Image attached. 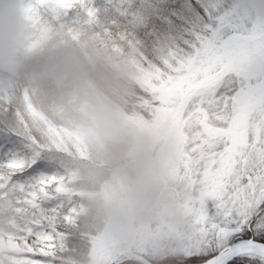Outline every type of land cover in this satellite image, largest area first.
<instances>
[{"label":"snow or ice","instance_id":"6c2138e0","mask_svg":"<svg viewBox=\"0 0 264 264\" xmlns=\"http://www.w3.org/2000/svg\"><path fill=\"white\" fill-rule=\"evenodd\" d=\"M37 11L135 66L140 116L173 149L183 228L168 264H264V17L232 0H37ZM0 117V225L20 234L27 264H60L78 242L75 176L51 134Z\"/></svg>","mask_w":264,"mask_h":264},{"label":"rangeland","instance_id":"374dc122","mask_svg":"<svg viewBox=\"0 0 264 264\" xmlns=\"http://www.w3.org/2000/svg\"><path fill=\"white\" fill-rule=\"evenodd\" d=\"M232 3L242 14L259 15L244 10L240 0ZM119 68L135 88L122 87L116 99L94 94L58 122H51L26 98L31 128L38 135H52L64 150L67 171L75 176L72 187L79 203V235L84 234L86 241L75 249L82 260L59 257L65 264H121L124 258L131 264H148L146 261L173 255V240L183 228L170 179L172 145L170 141L165 144L162 131L164 151L158 160L143 158L136 145L147 128L137 107L138 72L130 60ZM11 88L9 80L0 78V98H8ZM115 91L113 88V94ZM127 107L133 113H126ZM135 200L134 207L126 206V201ZM27 253L24 243L0 239V264H27L28 260L22 259Z\"/></svg>","mask_w":264,"mask_h":264},{"label":"trees","instance_id":"16d2710c","mask_svg":"<svg viewBox=\"0 0 264 264\" xmlns=\"http://www.w3.org/2000/svg\"><path fill=\"white\" fill-rule=\"evenodd\" d=\"M19 3L29 34L19 64L10 69H0V78L12 83L10 95L4 99L6 102L0 107V113H6L13 120L18 117L20 131L38 135L30 126L27 100L54 123L67 114L71 115L73 110L90 100L94 91L113 99V88H135L122 76L119 68L129 60L126 56L114 53L87 29L69 28L42 17L37 11V0H19ZM62 56L71 57L79 68L70 79L65 78L59 70L57 58ZM0 239L24 243L16 229L8 224L0 225ZM77 239V243H72L69 236L60 248L56 257L60 264L65 263L59 257L63 261H69L68 258L72 260V257L82 260L83 256L75 249L86 238L79 235ZM4 256L11 257L7 254ZM170 258L165 257L157 264H168ZM22 259L28 260V256Z\"/></svg>","mask_w":264,"mask_h":264},{"label":"clouds","instance_id":"9594fccd","mask_svg":"<svg viewBox=\"0 0 264 264\" xmlns=\"http://www.w3.org/2000/svg\"><path fill=\"white\" fill-rule=\"evenodd\" d=\"M240 6L264 16V0H240ZM29 29L20 11L19 0H0V69L16 67L24 55ZM59 59V70L65 78L79 71L71 57Z\"/></svg>","mask_w":264,"mask_h":264},{"label":"flooded vegetation","instance_id":"af4514ba","mask_svg":"<svg viewBox=\"0 0 264 264\" xmlns=\"http://www.w3.org/2000/svg\"><path fill=\"white\" fill-rule=\"evenodd\" d=\"M143 131V130H142ZM162 132L161 129H159L152 121L147 120V128L144 130V136L143 138L138 137L136 140V145L142 152L143 158L147 162H151L152 160L156 161L158 160V155L164 151L162 148L163 145H161V140H160V133ZM167 142L169 140L165 138ZM136 201L132 202V206H135Z\"/></svg>","mask_w":264,"mask_h":264}]
</instances>
